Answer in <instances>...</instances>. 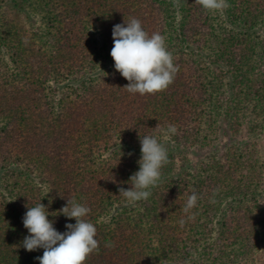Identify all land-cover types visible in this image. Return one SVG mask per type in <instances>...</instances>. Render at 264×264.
<instances>
[{"label": "trees", "instance_id": "trees-1", "mask_svg": "<svg viewBox=\"0 0 264 264\" xmlns=\"http://www.w3.org/2000/svg\"><path fill=\"white\" fill-rule=\"evenodd\" d=\"M226 5L0 0V264H39L43 249L22 246L27 206L44 204L63 233L75 224L55 213L67 199L97 228L85 264L260 263L264 0ZM131 18L173 54L164 91L131 94L114 69L112 29ZM145 135L168 162L151 196L132 204L119 189L131 187Z\"/></svg>", "mask_w": 264, "mask_h": 264}, {"label": "clouds", "instance_id": "clouds-1", "mask_svg": "<svg viewBox=\"0 0 264 264\" xmlns=\"http://www.w3.org/2000/svg\"><path fill=\"white\" fill-rule=\"evenodd\" d=\"M208 12H219L225 8L226 0H195ZM113 47L110 56L114 69L128 81L124 87L131 94L152 95L166 90L173 83L178 68L174 64L173 54L168 50L165 37L159 32L149 35L139 19L131 18L112 29ZM159 127V126H157ZM168 133L174 134L175 125H169ZM141 156L138 171L125 183L130 188L119 189V195L126 202L135 204L151 196V188L161 177V169L168 162L167 149L155 135L140 137ZM198 194L193 191L187 198L184 211L196 206ZM90 209L85 205L67 199L56 216L63 215L75 224L65 225L63 233L56 230L54 221L48 219L47 208L41 202L27 206L23 216V225L27 229L22 246L32 252L43 249V255L37 257L39 264H85L86 258L98 249L95 238L97 228L86 219ZM183 223V221H181Z\"/></svg>", "mask_w": 264, "mask_h": 264}, {"label": "rangeland", "instance_id": "rangeland-1", "mask_svg": "<svg viewBox=\"0 0 264 264\" xmlns=\"http://www.w3.org/2000/svg\"><path fill=\"white\" fill-rule=\"evenodd\" d=\"M37 20H38V16L32 19V24H33L34 26L38 25V24H37ZM95 35H96V34L94 33V36H95ZM95 37L99 38L98 35H96ZM241 139H242V138H241ZM262 149H263V157H264V142L262 143ZM104 157H107V156H104ZM259 264H264V255L261 256V260H260V263H259Z\"/></svg>", "mask_w": 264, "mask_h": 264}]
</instances>
